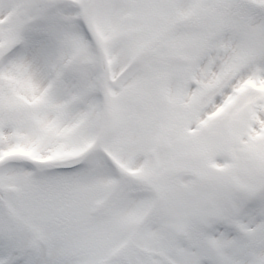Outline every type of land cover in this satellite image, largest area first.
<instances>
[{
	"label": "snow or ice",
	"instance_id": "6c2138e0",
	"mask_svg": "<svg viewBox=\"0 0 264 264\" xmlns=\"http://www.w3.org/2000/svg\"><path fill=\"white\" fill-rule=\"evenodd\" d=\"M0 264H264V0H0Z\"/></svg>",
	"mask_w": 264,
	"mask_h": 264
}]
</instances>
